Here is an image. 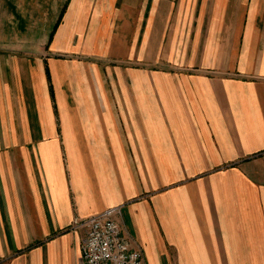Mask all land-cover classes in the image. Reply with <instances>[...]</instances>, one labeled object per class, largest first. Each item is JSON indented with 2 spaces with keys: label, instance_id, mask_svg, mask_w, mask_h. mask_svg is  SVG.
<instances>
[{
  "label": "crops",
  "instance_id": "1",
  "mask_svg": "<svg viewBox=\"0 0 264 264\" xmlns=\"http://www.w3.org/2000/svg\"><path fill=\"white\" fill-rule=\"evenodd\" d=\"M117 206L146 264H264V0H0V264Z\"/></svg>",
  "mask_w": 264,
  "mask_h": 264
},
{
  "label": "built area",
  "instance_id": "2",
  "mask_svg": "<svg viewBox=\"0 0 264 264\" xmlns=\"http://www.w3.org/2000/svg\"><path fill=\"white\" fill-rule=\"evenodd\" d=\"M84 237L81 249L86 264H146L142 245L125 232L120 206L76 218Z\"/></svg>",
  "mask_w": 264,
  "mask_h": 264
},
{
  "label": "trees",
  "instance_id": "3",
  "mask_svg": "<svg viewBox=\"0 0 264 264\" xmlns=\"http://www.w3.org/2000/svg\"><path fill=\"white\" fill-rule=\"evenodd\" d=\"M51 38H52V36H50V40H51ZM49 78H50V76H49ZM51 92H52V96H53V88H52V84H51Z\"/></svg>",
  "mask_w": 264,
  "mask_h": 264
}]
</instances>
